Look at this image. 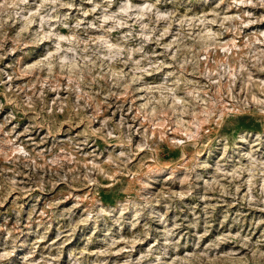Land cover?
<instances>
[{"label":"rangeland","instance_id":"rangeland-1","mask_svg":"<svg viewBox=\"0 0 264 264\" xmlns=\"http://www.w3.org/2000/svg\"><path fill=\"white\" fill-rule=\"evenodd\" d=\"M0 264H264V0H0Z\"/></svg>","mask_w":264,"mask_h":264}]
</instances>
